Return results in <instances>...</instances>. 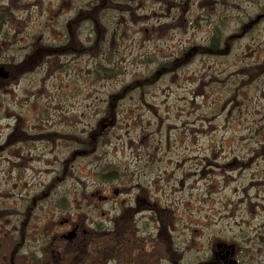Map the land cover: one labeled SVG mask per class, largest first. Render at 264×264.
Returning a JSON list of instances; mask_svg holds the SVG:
<instances>
[{"label": "rangeland", "instance_id": "1", "mask_svg": "<svg viewBox=\"0 0 264 264\" xmlns=\"http://www.w3.org/2000/svg\"><path fill=\"white\" fill-rule=\"evenodd\" d=\"M106 1L102 10L113 11L88 24L91 46L117 24L114 14L140 39L124 44L108 76L95 70L96 49L77 59L78 73L69 56L35 55L66 23L83 40L82 19L70 20L82 2L99 1L23 0L11 10L0 40V72L10 71L0 73V148L9 127L15 141L24 132L25 164L17 190L19 169L5 162L14 154L0 149V201L10 209L1 221L12 230L25 220L33 246L32 229L44 238L62 201L74 215L90 202L96 222L134 212L138 237L151 233L144 242L174 264H226L227 252L239 264H264V0ZM214 37L221 53L208 50ZM183 48V65L170 72ZM90 147L91 156L80 154Z\"/></svg>", "mask_w": 264, "mask_h": 264}, {"label": "flooded vegetation", "instance_id": "2", "mask_svg": "<svg viewBox=\"0 0 264 264\" xmlns=\"http://www.w3.org/2000/svg\"><path fill=\"white\" fill-rule=\"evenodd\" d=\"M20 1L0 0V40L8 38L10 10L16 7L24 8L25 3L18 5ZM131 3L132 0H130L129 5ZM103 6L102 4L99 8L101 9ZM77 13L82 18L74 16L70 22L78 23L81 19L82 22L85 20V17H83L84 9L81 8ZM22 19L19 17V20ZM67 27H69L68 23ZM10 133L6 146L19 145L23 137L18 136L15 141L12 133H16V131ZM14 150L18 155L16 162L12 161L9 164L12 167L17 165L18 169H22L25 164L22 148L17 146ZM92 197L97 198L96 195ZM107 199L109 197L100 196L97 201L102 202ZM87 206V208L90 207V202ZM9 210L4 207V202L0 201V216L4 212L8 214ZM126 213L121 212L119 216L111 217L107 222H96L88 217L89 210L81 213L76 212L75 215L71 214L69 210L60 212V218L66 215L67 218L54 222L55 226L51 233L54 243L51 244L50 250L46 251L45 256L47 258H44V260L41 259L40 246L34 248L33 252L27 254L25 252V228L27 227L25 226V220L22 219L21 222L19 219L12 230H9L8 224L2 222L0 217V264H166L168 258L159 255L155 259L154 249L145 242L137 240L138 230L134 229L129 219H133L136 226L138 220L134 217V212L131 217L127 216ZM123 222L126 223V228L121 226ZM57 226L60 228H57ZM36 245L38 244H35L34 247ZM169 264H174V262L170 261Z\"/></svg>", "mask_w": 264, "mask_h": 264}, {"label": "trees", "instance_id": "3", "mask_svg": "<svg viewBox=\"0 0 264 264\" xmlns=\"http://www.w3.org/2000/svg\"><path fill=\"white\" fill-rule=\"evenodd\" d=\"M96 1H99V4H98L97 8H95L96 6L94 5V2H91V3L87 2L86 4H83V7H85L84 15H83V17H85V20L83 22L79 23V25H80L79 28L81 27L79 29V31L81 30L80 32H82L83 35L87 34V36H85V38H83V40H81V41L77 37L76 41H74L73 38H71V36L69 35L68 29H66V26H65L61 30V32L57 31V33H60V35L57 34L56 39H54L49 44H46V45L42 44L40 46V51H41L40 52V57L42 59H43V57L45 59H47L46 58L47 56H45L44 54H46L50 50H53L54 57H58V55H62V56H65V57L69 56L70 57V61L67 64L69 72L78 73L79 70L76 68L78 66L77 59H79V58H84V59L89 58L90 56L87 53L91 52L94 49H96L97 50L96 53L98 54V58H96V63L93 64L94 67H95V70L101 69V71L106 76H108L109 73H110V75L114 74L115 69H116L115 67H117V63H113V60H115L117 58H120L122 56V53L126 51L127 46L124 45L125 43H136L139 40L138 37H137L138 34H136L134 32V30H132V32H130L131 35H128V33H127L128 30L123 32L122 26L118 24V22H120V21H118V18H120V17H115V14H114V16L111 15V17L116 20L117 24H113V23L107 24L106 27H105L106 28V33L104 34V38L102 39V41L99 42L97 40L95 45L91 46L92 40L89 37H90V33L94 32V31L93 30L92 31L89 30V25L88 24H93L94 22L97 23L96 19L98 17H99V19H101L103 10H102V8L100 9L99 6L102 5L101 2H103L104 0H96ZM108 1H112V0H108ZM109 11H113L112 8L111 9H106L105 11H103L104 12L103 15L108 13ZM96 13H97V16L94 15ZM115 13H116V11H115ZM74 16L82 18V16L80 17L78 13L74 14L73 17ZM127 18H128V16H127ZM127 18H124L125 22L127 21ZM130 22L131 21H128L126 23V25H129V24L131 25ZM66 25H67V23H66ZM126 27H128V26H126ZM55 31H56V29H55ZM89 31H91V32L88 33ZM215 38H217V37H215ZM110 43L114 44V46L113 47H109ZM73 45H77L76 47L78 49H75L71 53V51L73 50L72 48H75V46H73ZM219 47H220L219 38L213 39V41L211 43V48H208V50L213 51L214 48L216 50ZM81 50L85 51L84 54L79 53V52H81ZM59 51L61 53H59ZM106 64L108 66L112 67L113 69L107 67ZM160 68L161 69L171 68V66L168 67L167 65H161ZM85 71H86V69H84V73H85ZM80 74H82V73H80ZM111 98H113V97H111ZM114 120L115 119H113L112 122Z\"/></svg>", "mask_w": 264, "mask_h": 264}, {"label": "water", "instance_id": "4", "mask_svg": "<svg viewBox=\"0 0 264 264\" xmlns=\"http://www.w3.org/2000/svg\"><path fill=\"white\" fill-rule=\"evenodd\" d=\"M3 75V77H6V75L5 74H2ZM230 264H237L235 261L233 262H231Z\"/></svg>", "mask_w": 264, "mask_h": 264}]
</instances>
